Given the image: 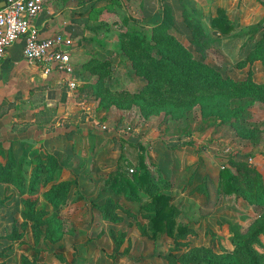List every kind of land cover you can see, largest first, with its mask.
I'll return each mask as SVG.
<instances>
[{
	"label": "rangeland",
	"instance_id": "374dc122",
	"mask_svg": "<svg viewBox=\"0 0 264 264\" xmlns=\"http://www.w3.org/2000/svg\"><path fill=\"white\" fill-rule=\"evenodd\" d=\"M72 1L84 9L78 25L90 30L83 40L91 55L80 69L91 77L83 84L85 117L101 138L83 146L85 152L74 146L52 154L59 177L33 190V159L48 151L13 144L12 171L22 187L0 183V264H21L24 256L34 264H168L169 253L193 248L232 251V239L264 214L240 192L225 194L219 178L243 156L261 179L236 172L240 187L252 194L251 185H264V64L252 61L256 51L264 59V0ZM218 7L234 27L229 35L210 26ZM223 95L227 110L240 111L225 120L213 114ZM10 157L7 152L0 167ZM120 170L151 174V185L171 196L174 230L184 227L187 234L150 238V199L142 186L140 202L117 194L110 182ZM55 187L57 196L65 194L56 208L45 198ZM108 198L118 204V222L97 208ZM27 203L33 208L24 218ZM14 228L20 239L4 238ZM253 247L264 254V236Z\"/></svg>",
	"mask_w": 264,
	"mask_h": 264
},
{
	"label": "crops",
	"instance_id": "0c3cea01",
	"mask_svg": "<svg viewBox=\"0 0 264 264\" xmlns=\"http://www.w3.org/2000/svg\"><path fill=\"white\" fill-rule=\"evenodd\" d=\"M71 1L44 0L32 23L41 38L61 34L69 39L62 48L69 54L72 74L54 68L45 73L41 65L25 60L23 40L9 47L0 61V141L42 145L57 156L74 146L85 152L83 146H93L95 138H101L85 117L89 92L83 84L91 77L80 69L91 55L92 47L83 40L90 30L78 25L77 13L84 9ZM71 81L75 87L69 85Z\"/></svg>",
	"mask_w": 264,
	"mask_h": 264
},
{
	"label": "trees",
	"instance_id": "16d2710c",
	"mask_svg": "<svg viewBox=\"0 0 264 264\" xmlns=\"http://www.w3.org/2000/svg\"><path fill=\"white\" fill-rule=\"evenodd\" d=\"M217 15L213 16L210 19V26L217 32L222 35H229L233 32L234 27L228 18L227 12L223 7H218ZM164 24V22H163ZM163 24H159L156 27H153L151 33L154 36H157L163 31ZM153 46V45H152ZM261 51V49H257ZM249 56V55H248ZM247 56V57H248ZM253 60H261L264 64L263 56L260 52H255L252 54ZM247 57L243 59L240 64H243ZM190 61L187 60V63ZM88 65V64H87ZM184 75H179L183 77ZM262 87V86H261ZM263 88V87H262ZM216 103V110L213 112L216 116L221 117L223 120L225 114L237 115L240 113L239 110H227L225 101V95L223 97L218 96ZM223 105V106H222ZM223 108V110H221ZM9 144V150L3 148V144ZM14 141H0V160L4 159L7 152L10 154L11 161L8 162L3 167H0V183L11 184L18 189L22 187V177L17 175L18 179H15L12 168H14V163L18 162L14 157L12 147ZM241 159L244 160V157L241 156ZM233 161L234 171L226 167L219 171L220 184L225 194H230L232 192H240L243 197H246L250 204L256 203L258 207H262L264 210V185L260 181L257 187H253L254 191L252 194L245 193V191L240 187L237 181V173L243 174H255L258 178L261 179V174L257 171L256 168H249L243 160ZM14 161V162H13ZM34 177L31 183V190L34 189V185L42 182L47 184L54 181L59 177L61 168L57 163V159L48 152H39L35 155L34 159ZM1 164V163H0ZM143 166L142 163H140ZM48 171L49 174L43 179L42 175L44 171ZM237 172V173H236ZM110 186L115 188L117 194H122L124 199L129 202H140L141 197L139 196V188L142 186L145 188L147 193V198H149V203L146 205L145 209L147 210L146 218L150 224L151 235L150 238H156L159 234H166L168 236H174V233L177 232V237L186 235V228L177 227L176 231L174 230L175 226V207L170 203L171 196L167 192L159 191L153 185H151L152 175L147 171H143L138 174L136 171L129 173L128 171H119V174L115 175L111 179ZM109 181V180H108ZM65 184V183H63ZM59 187H55L51 190L49 194L45 195V198L50 202L53 207L60 206L61 202L64 201L65 194L63 196H57V193L60 192ZM28 211L23 215L24 218H28L30 214L33 203H27ZM118 204L115 203L111 198L106 199V202L103 205H98L97 208L102 213V216L105 220L110 222L120 221V216L115 212ZM264 213V211H263ZM260 236H264V214L261 215L259 219L254 221L248 228L245 234H239L236 238L232 239L234 244V249L229 252H223L222 254H215L208 248H193L188 250L185 253L176 255L174 253H169L166 257L168 264H264V254H261L255 250L253 247L256 243L260 242ZM20 234L15 230L4 236L6 239L17 240L20 239ZM21 264H34L33 261L29 260L27 257H23Z\"/></svg>",
	"mask_w": 264,
	"mask_h": 264
},
{
	"label": "built area",
	"instance_id": "2783aa9c",
	"mask_svg": "<svg viewBox=\"0 0 264 264\" xmlns=\"http://www.w3.org/2000/svg\"><path fill=\"white\" fill-rule=\"evenodd\" d=\"M42 6V0H3L0 6V61L9 47L23 40L22 57L25 60L41 65L45 73L54 68L72 74L69 54L62 48L70 44L69 39L61 34L41 38L32 23ZM69 85L75 87L76 83L71 81Z\"/></svg>",
	"mask_w": 264,
	"mask_h": 264
},
{
	"label": "water",
	"instance_id": "95a60500",
	"mask_svg": "<svg viewBox=\"0 0 264 264\" xmlns=\"http://www.w3.org/2000/svg\"><path fill=\"white\" fill-rule=\"evenodd\" d=\"M66 47V46H65Z\"/></svg>",
	"mask_w": 264,
	"mask_h": 264
}]
</instances>
